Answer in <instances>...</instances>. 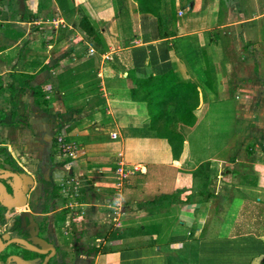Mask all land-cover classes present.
Wrapping results in <instances>:
<instances>
[{
    "label": "crops",
    "instance_id": "crops-1",
    "mask_svg": "<svg viewBox=\"0 0 264 264\" xmlns=\"http://www.w3.org/2000/svg\"><path fill=\"white\" fill-rule=\"evenodd\" d=\"M180 2L182 15L177 17L171 0H159L158 16L141 12L136 0H1L3 95L10 94L11 75L23 74L32 76L29 88L43 94L47 89L56 101L73 88L75 95L82 92L81 98L84 92L90 96L82 81L98 72L90 71L93 61L83 50L95 44L79 27L83 17L98 32L102 47L117 44L114 62L136 78L170 71L196 88L198 104L189 121L174 126L182 138L177 158L165 140L147 130L144 102L104 99L121 129L150 132L160 149L149 150L148 156L152 152L158 164L144 163V172L130 175L125 183L122 223L137 233L125 239L130 247L111 249L106 235L110 216L104 207L111 201L106 192L113 171L105 161L91 166L94 155L86 151L68 171L79 172V180L87 182L82 186L89 193V210L81 220L52 211L42 219L43 236L56 249L55 262L60 255L71 263L80 257L88 264H198V256L223 254L227 260L220 258L218 264H264L259 262L264 258V0H175V6ZM109 73L119 76L114 68ZM123 75L126 89L127 71ZM21 92V100L32 101V90ZM33 108L39 110L31 120L35 130L25 141L45 168L53 116ZM224 117L229 121L220 138L215 127ZM106 121L94 126L97 139L104 136L98 131ZM31 141L40 145L39 153Z\"/></svg>",
    "mask_w": 264,
    "mask_h": 264
},
{
    "label": "rangeland",
    "instance_id": "rangeland-1",
    "mask_svg": "<svg viewBox=\"0 0 264 264\" xmlns=\"http://www.w3.org/2000/svg\"><path fill=\"white\" fill-rule=\"evenodd\" d=\"M171 2L172 16L177 15V17H180L182 15L180 9H182L183 5L181 2L183 1L180 2L179 6H175V0H171ZM176 7L177 10L175 9ZM173 20L172 18V23L175 24L177 21L173 22ZM93 25L95 26L96 24ZM98 36H90L95 44L92 43L83 48L85 52L87 51V56H91L93 61L90 63L92 64L90 71L96 68L98 72V76L94 77L91 75V77L84 79L82 81L83 83L80 82L89 86L91 91L88 93L90 96L87 94L85 95L86 92H84V96L81 98L82 92L75 95L74 91L76 90L74 89L76 88H73V90L69 89L67 92L68 94H66L63 99L56 101L46 89L45 94H43L44 102L38 107L34 104L33 95L31 96L32 101L29 103L28 101L26 102V100L24 101V99L21 100V97L25 94L21 92L22 87L20 86V89L16 90L14 88V91H10L9 87L12 86V84H8L9 86L7 88L10 94L6 93V95H3L1 93L3 91L1 90L0 166L4 168H13L25 175V169L33 173L37 186L35 185L34 192L30 194V203L35 204L38 198L44 196L46 193L48 195H45V198L52 197L53 199L52 201L51 199L47 201L45 211L51 210L55 214L62 215L68 219L73 217L81 220L85 215V211L89 210L86 206L87 204L85 205V198L89 193L86 192V190L84 192L85 187H83L82 184L85 181H81L83 177L79 176V172L77 174H74L75 172H70L73 169V165L76 166V162L85 157L86 151H90L91 155H94V160L92 159L90 162L91 166L93 162L95 166L104 165L102 162L105 161L106 166L113 171L112 177L107 179L108 189L106 192L107 197L111 199V201L106 202V206L104 207L106 211H109L110 216L107 217L109 225L106 228V235L110 237L107 239V243H112L110 244V247H112L111 249L128 248L130 247V242H127L125 239L135 236L137 230L134 228H126L125 230L126 226L122 223L124 217H122V215L118 216L113 209L110 208V205L117 199H120V202H122V190L130 176L123 178L124 173L127 172L130 174V170L133 167L142 168L141 165H144V163L150 165V167H155L154 165L158 164V161L154 160L152 152L150 156H148V151L151 149H160V147L156 140H150L151 137L149 136L150 132L147 131L148 129L146 130L142 127H123V129H121L119 121L112 115L111 108L104 102V99L120 98L121 91H124V81L121 79L125 78L123 72L126 71V67L121 66L120 61L117 62L116 60L114 62L113 60L115 57L114 51L117 50V44L113 46L105 45L102 47L103 40L100 37L98 38ZM101 55L104 57L102 58ZM114 64L117 66H114ZM112 68H114L115 73L119 75L117 78H115L114 75L112 77L109 76V70L112 72ZM99 73H102V76H100ZM24 79L28 83L32 80ZM26 88L31 90L29 87ZM39 101L41 100L39 99ZM33 106L53 116V137L49 147L50 154L47 159H45V168H43L44 165L42 164L44 161L43 158L39 157V154H36V152L28 151L30 149L29 146H26L28 141H25L27 140L25 139V135L35 130V125L31 120L36 118L35 112H39V110L33 108ZM103 119H105V121L107 120L106 124H102L103 128L101 131H98V133L104 135V138L97 139L96 137L98 136H93V133H95L94 126ZM228 121V117H224L219 122V128L215 127L220 138H224L225 125H227ZM68 128L74 130L73 134H68ZM58 139H61V143H58ZM33 145H37L35 151L39 153L40 151L38 149L40 145L38 146L36 141H31L30 146L32 147ZM134 146L138 148L137 152L135 155L130 156L128 152L132 151ZM95 149H98L96 151H100V153L95 154ZM108 153H110V156ZM128 161H135L140 165L128 166ZM258 162H260V158ZM119 169L122 170L121 176ZM68 170L71 171L69 172ZM79 177L81 180H79ZM86 183L87 182H85V185ZM52 187L57 190L56 194L51 196ZM30 209L33 211L32 208ZM121 212L123 214V208ZM261 227L264 230V224H262ZM141 231L144 233L143 229H141ZM116 237L120 238V242L113 244ZM101 239H104L103 235ZM76 249H78V247ZM220 258L227 260V256L223 254L209 255L207 257L202 256L201 258L198 256V264H218ZM263 260L264 258L261 256L259 262ZM71 262L72 261L69 260L67 264H73Z\"/></svg>",
    "mask_w": 264,
    "mask_h": 264
},
{
    "label": "trees",
    "instance_id": "trees-1",
    "mask_svg": "<svg viewBox=\"0 0 264 264\" xmlns=\"http://www.w3.org/2000/svg\"><path fill=\"white\" fill-rule=\"evenodd\" d=\"M136 2L141 12L158 16L159 0H136ZM79 27L88 36H98L86 17L81 19ZM126 71L128 86L121 91L120 99L145 103L149 116L148 130L152 131L156 137L165 140L173 156L177 158L182 150V138L181 134L174 130V126L177 122L189 121L192 111L198 104L196 88L192 84L178 81L170 71L142 79L136 78L129 69ZM11 78L12 86L9 89L14 91L15 84L22 88L29 87L24 78L32 79V76L15 74L11 75ZM1 90H3V82L0 77V92ZM31 90L34 104L39 107L44 102L42 90L34 87Z\"/></svg>",
    "mask_w": 264,
    "mask_h": 264
},
{
    "label": "flooded vegetation",
    "instance_id": "flooded-vegetation-1",
    "mask_svg": "<svg viewBox=\"0 0 264 264\" xmlns=\"http://www.w3.org/2000/svg\"><path fill=\"white\" fill-rule=\"evenodd\" d=\"M12 174L17 175L19 178L18 192L25 195L26 205L12 209L0 206V242L2 244L0 247V264H14V258L16 257L23 261H29V263L24 264H43L45 258L51 257L46 264H52L57 254L56 251H51L50 247L53 246L43 236L46 229L42 219L47 217L45 215V204L47 205V201L50 199L52 201L53 198H45V195H48L45 193L44 196L38 198L35 204L30 203V194L35 185L37 186L35 180H33L34 184L29 186L25 178L21 176V172L13 168L0 166V176H6L0 179V183L4 186L7 196H13V185L16 181ZM24 187H28V191L24 192ZM53 191H55L54 187H52L51 196L56 194V191ZM38 209H40L39 215L36 214ZM21 241H28L31 247H26L20 243ZM44 251H47V253L40 255V252ZM56 262L67 264V259L59 255ZM56 262L54 261V264H57Z\"/></svg>",
    "mask_w": 264,
    "mask_h": 264
},
{
    "label": "water",
    "instance_id": "water-1",
    "mask_svg": "<svg viewBox=\"0 0 264 264\" xmlns=\"http://www.w3.org/2000/svg\"><path fill=\"white\" fill-rule=\"evenodd\" d=\"M12 176L15 179V184L13 185V196H7L4 186L0 183V206L3 208H7V209H12V208H20L23 207L24 205H26V198L25 195L21 192H18V187L20 185V181L17 175L12 174ZM22 177L25 178L26 183L29 186H32L34 184V181L32 179V177H30L29 175H25V174H21ZM6 177V176H5ZM0 176V179L5 178ZM28 191V187H24V192ZM30 218V217H28ZM20 243H22L23 245H25L26 247L30 248L31 246L29 245L28 241H21ZM1 242H0V247H1ZM51 251H55L54 247H50ZM47 253V251L44 252H40V255H45ZM51 257L45 258L43 264H46L47 261L50 259ZM23 262V263H22ZM24 263H29V261H23L19 258H14V264H24ZM59 264V263H58ZM73 264H88L86 259H82V258H78L77 261H75V263Z\"/></svg>",
    "mask_w": 264,
    "mask_h": 264
},
{
    "label": "built area",
    "instance_id": "built-area-1",
    "mask_svg": "<svg viewBox=\"0 0 264 264\" xmlns=\"http://www.w3.org/2000/svg\"><path fill=\"white\" fill-rule=\"evenodd\" d=\"M58 143H61V139H58ZM64 151V149H63ZM121 171V172H120ZM137 172H144V168H139V167H133L131 170H130V174L129 173H124L123 175V178H127V176L131 175V174H135ZM119 173H120V176L122 174V170L119 169ZM110 208L113 209V211L119 216V215H122V205H121V202H120V199H117L115 201H113L110 205Z\"/></svg>",
    "mask_w": 264,
    "mask_h": 264
}]
</instances>
